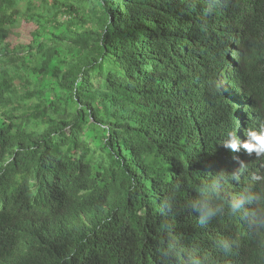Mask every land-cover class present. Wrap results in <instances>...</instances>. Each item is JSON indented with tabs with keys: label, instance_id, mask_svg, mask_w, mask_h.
<instances>
[{
	"label": "trees",
	"instance_id": "1",
	"mask_svg": "<svg viewBox=\"0 0 264 264\" xmlns=\"http://www.w3.org/2000/svg\"><path fill=\"white\" fill-rule=\"evenodd\" d=\"M261 126L264 0H0V264H264Z\"/></svg>",
	"mask_w": 264,
	"mask_h": 264
},
{
	"label": "clouds",
	"instance_id": "2",
	"mask_svg": "<svg viewBox=\"0 0 264 264\" xmlns=\"http://www.w3.org/2000/svg\"><path fill=\"white\" fill-rule=\"evenodd\" d=\"M222 145L223 147L230 148L236 152L242 148L248 154L255 153L258 157L264 156V126H261L259 129H247L246 138L243 142H241L235 133L229 132ZM211 191L212 189L202 188L201 198L194 201L191 205L192 210L195 213H198L201 224L206 223L209 219L217 214V208L214 207L212 203L204 196V194ZM222 247L226 254L231 250L230 245L226 241L223 243Z\"/></svg>",
	"mask_w": 264,
	"mask_h": 264
},
{
	"label": "rangeland",
	"instance_id": "3",
	"mask_svg": "<svg viewBox=\"0 0 264 264\" xmlns=\"http://www.w3.org/2000/svg\"><path fill=\"white\" fill-rule=\"evenodd\" d=\"M33 25L23 22L19 28H16L14 30V35L10 36V40L12 41L11 44H16V43H27L30 41V31L33 30Z\"/></svg>",
	"mask_w": 264,
	"mask_h": 264
}]
</instances>
